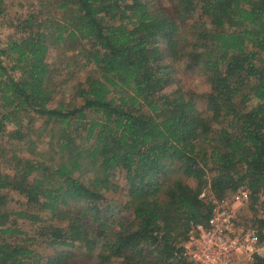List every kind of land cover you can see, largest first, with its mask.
Returning <instances> with one entry per match:
<instances>
[{
	"label": "trees",
	"instance_id": "obj_1",
	"mask_svg": "<svg viewBox=\"0 0 264 264\" xmlns=\"http://www.w3.org/2000/svg\"><path fill=\"white\" fill-rule=\"evenodd\" d=\"M155 1L39 0L15 25L22 36L0 44V133L31 155L0 171V264H75L83 250L101 264H177L189 227L209 218L202 190L222 198L244 185L259 204L264 0H165L170 11ZM61 42L73 52L67 75H86L52 105L47 53ZM178 61L205 77L206 92H166ZM117 171L128 217L102 209ZM251 224L264 242V212Z\"/></svg>",
	"mask_w": 264,
	"mask_h": 264
},
{
	"label": "rangeland",
	"instance_id": "obj_2",
	"mask_svg": "<svg viewBox=\"0 0 264 264\" xmlns=\"http://www.w3.org/2000/svg\"><path fill=\"white\" fill-rule=\"evenodd\" d=\"M39 0H5V12L3 17L0 19V44L2 47L7 46V42L10 39H18L22 36L20 29L16 28V24L26 16L30 11L36 10L38 8ZM155 6L164 7L166 10L170 11L169 5L165 0H156L154 3ZM71 50H65V45L63 42L59 43L57 46H51L47 53V62L52 69V82L56 80L57 86L55 87V94L51 101L52 105L60 101L68 102L71 97L72 90L70 89L71 83L74 79L82 78L86 75L85 69H75L69 75L67 73L71 71L73 66L68 68L65 67L66 57L72 55ZM7 64L9 59H5ZM174 77L173 83L169 85L167 91H172L173 89L180 88L183 92H192L198 95H202L209 88L208 84L205 81V77L200 75L196 70L184 66L181 61L174 63ZM186 68V69H185ZM70 69V70H69ZM69 70V71H68ZM15 78L20 76V71L11 72ZM70 79V80H69ZM76 81V80H75ZM255 101L249 103L253 105ZM198 109H204L203 100L197 102ZM1 114V112H0ZM25 121V120H24ZM42 120L35 117L32 123L33 126L37 127L41 125ZM14 125L8 124V129H14ZM40 148H47L46 143H40ZM13 154L23 155L25 157H30L31 155L28 152V148L25 144L17 142L15 140H9L4 133H0V171L9 172L12 167V156ZM114 186L104 192V201L102 202V209L106 211V208L109 209V214L112 213L115 216H126L128 217L126 209L123 205L127 201V185L125 182L124 175L117 171L115 175L111 178ZM208 192L209 188H206ZM9 196L11 201L9 203L10 207H21V204L24 198L16 193L15 191H9ZM251 203V201H250ZM264 203V194L261 195L259 204H256L251 208L249 204L245 209L243 208L240 211V220L247 223L253 222L254 215H262L264 212V206L260 205ZM103 215V212H102ZM32 231V230H30ZM40 251H43L41 247ZM48 249H45L44 252H48ZM43 252V254H44ZM75 264H101L95 256H91L85 250L77 252L74 257ZM104 264H121L117 259L110 261L109 263Z\"/></svg>",
	"mask_w": 264,
	"mask_h": 264
},
{
	"label": "built area",
	"instance_id": "obj_3",
	"mask_svg": "<svg viewBox=\"0 0 264 264\" xmlns=\"http://www.w3.org/2000/svg\"><path fill=\"white\" fill-rule=\"evenodd\" d=\"M199 197L211 206L209 218L189 227L174 253L177 264H254L264 255L256 227L239 219L251 201L246 186L222 198L204 189Z\"/></svg>",
	"mask_w": 264,
	"mask_h": 264
}]
</instances>
